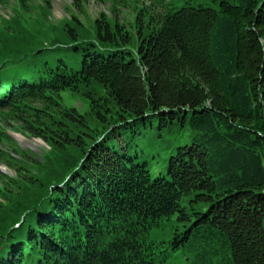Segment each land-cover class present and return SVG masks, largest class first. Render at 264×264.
Here are the masks:
<instances>
[{
	"label": "trees",
	"instance_id": "16d2710c",
	"mask_svg": "<svg viewBox=\"0 0 264 264\" xmlns=\"http://www.w3.org/2000/svg\"><path fill=\"white\" fill-rule=\"evenodd\" d=\"M88 1L0 0V264H264V0Z\"/></svg>",
	"mask_w": 264,
	"mask_h": 264
},
{
	"label": "rangeland",
	"instance_id": "374dc122",
	"mask_svg": "<svg viewBox=\"0 0 264 264\" xmlns=\"http://www.w3.org/2000/svg\"><path fill=\"white\" fill-rule=\"evenodd\" d=\"M39 1V0H36ZM142 1V0H139ZM52 4V16L53 20H59L65 16H70L73 12H78L77 8H74L72 5V0H50ZM198 2L203 3L205 5H211L210 0H198ZM213 4V3H212ZM87 13L89 16L97 17L101 10L108 11V7L105 4L96 2L95 0H89L87 2ZM125 16L131 20V13L129 8H124ZM0 15L3 17H7L11 15V11L9 6L0 4ZM81 16L83 18L87 17L86 13H82ZM122 16H124L122 14ZM77 106H82L80 100L76 101ZM9 134L16 141L18 146L22 150H30L37 156L41 157L46 149H48L47 144L44 140L30 136L28 134L22 133L20 131H15V125L11 123V127H8ZM0 148L7 149L8 151H12L10 146L0 144ZM0 173L15 176V171L12 168H9L7 164L0 161ZM1 184V181H0ZM171 227H163V229H154L153 237L156 240H161L162 238L169 237ZM189 255L188 253L183 252L182 250L170 251L165 259V261H157L156 264H189Z\"/></svg>",
	"mask_w": 264,
	"mask_h": 264
}]
</instances>
